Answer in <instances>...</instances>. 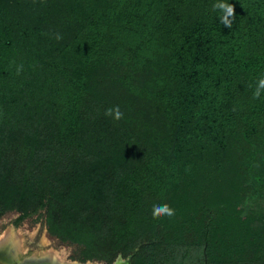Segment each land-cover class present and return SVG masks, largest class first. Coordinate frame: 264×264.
Here are the masks:
<instances>
[{"label":"trees","instance_id":"trees-1","mask_svg":"<svg viewBox=\"0 0 264 264\" xmlns=\"http://www.w3.org/2000/svg\"><path fill=\"white\" fill-rule=\"evenodd\" d=\"M218 2L0 0V218L80 263L264 264V0Z\"/></svg>","mask_w":264,"mask_h":264},{"label":"rangeland","instance_id":"rangeland-1","mask_svg":"<svg viewBox=\"0 0 264 264\" xmlns=\"http://www.w3.org/2000/svg\"><path fill=\"white\" fill-rule=\"evenodd\" d=\"M257 210L264 211V195L254 199ZM19 215L8 213L0 218V249L7 245L18 246L21 252H31L35 256L44 257L55 255L57 257H70L72 249L48 236L43 214H36L17 222ZM7 240V242H6ZM8 243V245H9ZM91 264H103L91 262Z\"/></svg>","mask_w":264,"mask_h":264},{"label":"flooded vegetation","instance_id":"flooded-vegetation-1","mask_svg":"<svg viewBox=\"0 0 264 264\" xmlns=\"http://www.w3.org/2000/svg\"><path fill=\"white\" fill-rule=\"evenodd\" d=\"M72 262L74 260L70 257L62 258L53 255L39 257L29 251L21 252L18 246L12 244L8 248L4 246L0 249V264H70Z\"/></svg>","mask_w":264,"mask_h":264},{"label":"clouds","instance_id":"clouds-1","mask_svg":"<svg viewBox=\"0 0 264 264\" xmlns=\"http://www.w3.org/2000/svg\"><path fill=\"white\" fill-rule=\"evenodd\" d=\"M214 8L220 9L222 12V15L220 16L221 23H223L227 27L230 26L231 21L229 20V17L233 16L234 13L233 6L231 4L224 2V0H219V2L214 5ZM262 91H264V74H262L257 81V85L253 93L254 97L259 98L261 96ZM106 114L108 115L114 114L115 119H119L122 116V113L120 112L118 107L115 109H108ZM160 214H167L171 216L174 214V209H172L166 204L162 205L159 202H156L153 205V215H160Z\"/></svg>","mask_w":264,"mask_h":264},{"label":"water","instance_id":"water-1","mask_svg":"<svg viewBox=\"0 0 264 264\" xmlns=\"http://www.w3.org/2000/svg\"><path fill=\"white\" fill-rule=\"evenodd\" d=\"M138 249L135 250V252L137 251ZM132 256H128L127 258L123 259L122 257H118L112 264H129L130 263V260H131ZM70 264H82V263H79V262H72ZM84 264H91V262H86Z\"/></svg>","mask_w":264,"mask_h":264},{"label":"bare ground","instance_id":"bare-ground-1","mask_svg":"<svg viewBox=\"0 0 264 264\" xmlns=\"http://www.w3.org/2000/svg\"><path fill=\"white\" fill-rule=\"evenodd\" d=\"M6 242H7V240H6ZM8 243H9V241H8ZM8 243H7V245L5 246V248H8V247L10 246L11 243H9V245H8ZM54 256H55V255H54Z\"/></svg>","mask_w":264,"mask_h":264}]
</instances>
